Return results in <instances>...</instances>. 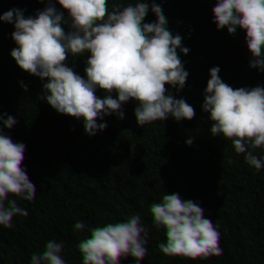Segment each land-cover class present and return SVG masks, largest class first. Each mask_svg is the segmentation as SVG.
<instances>
[{
    "label": "trees",
    "instance_id": "1",
    "mask_svg": "<svg viewBox=\"0 0 264 264\" xmlns=\"http://www.w3.org/2000/svg\"><path fill=\"white\" fill-rule=\"evenodd\" d=\"M0 264H264V0H0Z\"/></svg>",
    "mask_w": 264,
    "mask_h": 264
},
{
    "label": "clouds",
    "instance_id": "2",
    "mask_svg": "<svg viewBox=\"0 0 264 264\" xmlns=\"http://www.w3.org/2000/svg\"><path fill=\"white\" fill-rule=\"evenodd\" d=\"M199 3L202 7H207L210 3V0H199ZM149 249V244L147 242H141L139 243L137 250H136V256L135 259L137 261L142 260L144 258V253H146Z\"/></svg>",
    "mask_w": 264,
    "mask_h": 264
},
{
    "label": "rangeland",
    "instance_id": "3",
    "mask_svg": "<svg viewBox=\"0 0 264 264\" xmlns=\"http://www.w3.org/2000/svg\"><path fill=\"white\" fill-rule=\"evenodd\" d=\"M248 12L246 10L239 11V13L235 16L234 22L238 21L239 18L247 17Z\"/></svg>",
    "mask_w": 264,
    "mask_h": 264
}]
</instances>
